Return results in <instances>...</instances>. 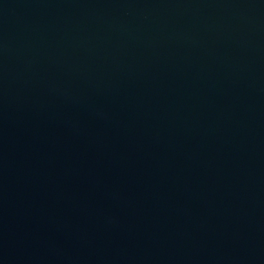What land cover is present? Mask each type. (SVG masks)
I'll use <instances>...</instances> for the list:
<instances>
[{"label": "water", "instance_id": "95a60500", "mask_svg": "<svg viewBox=\"0 0 264 264\" xmlns=\"http://www.w3.org/2000/svg\"><path fill=\"white\" fill-rule=\"evenodd\" d=\"M0 264H264V0H0Z\"/></svg>", "mask_w": 264, "mask_h": 264}]
</instances>
